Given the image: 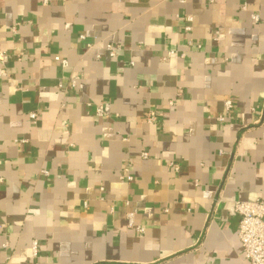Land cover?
<instances>
[{
  "label": "crops",
  "instance_id": "1",
  "mask_svg": "<svg viewBox=\"0 0 264 264\" xmlns=\"http://www.w3.org/2000/svg\"><path fill=\"white\" fill-rule=\"evenodd\" d=\"M0 48V264H248L264 0H0Z\"/></svg>",
  "mask_w": 264,
  "mask_h": 264
},
{
  "label": "built area",
  "instance_id": "2",
  "mask_svg": "<svg viewBox=\"0 0 264 264\" xmlns=\"http://www.w3.org/2000/svg\"><path fill=\"white\" fill-rule=\"evenodd\" d=\"M253 18L258 19V15L253 14ZM187 19L191 21L192 17L188 16ZM191 29V25H186L184 27L186 32L191 31ZM84 37L85 36L82 35V38ZM87 47L90 48L92 45L88 43ZM107 50L111 56H115L119 50V47H114L111 44H108ZM171 54L177 56L180 53L172 51ZM6 58L7 52L0 48V79L6 78L9 75L8 69L6 67ZM55 60L60 61L63 66L68 65V61L59 55L55 56ZM76 83L77 77L71 80L72 86H76ZM225 107L226 112L231 111L233 104L230 99L225 101ZM95 108L98 115H103L104 107L102 104L96 105ZM30 116L32 118H36L37 113L31 112ZM146 117L149 122H154L158 119L155 112H149ZM217 118L221 122H224L227 119V116L225 114H221ZM142 155L144 158H147L149 153L147 151H143ZM171 165L175 170H179V167L176 163L172 162ZM44 173L48 174V171H44ZM122 177L128 181L134 179V176L130 173L128 168H126L125 174ZM234 209L235 212L240 216L238 236L240 239L243 256L245 257L248 264H264V199L257 198L254 200H237L234 204ZM135 214V209L128 211V225L129 227L136 228L138 232L142 233L145 228L141 225L135 224ZM38 246V240L34 239L32 241V250L35 256L38 254Z\"/></svg>",
  "mask_w": 264,
  "mask_h": 264
}]
</instances>
